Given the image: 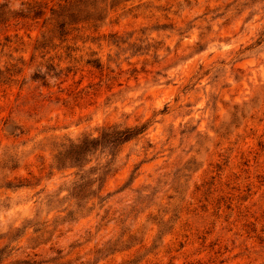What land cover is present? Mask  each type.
<instances>
[{"label": "clouds", "instance_id": "clouds-1", "mask_svg": "<svg viewBox=\"0 0 264 264\" xmlns=\"http://www.w3.org/2000/svg\"><path fill=\"white\" fill-rule=\"evenodd\" d=\"M5 83L0 264H264V0H0Z\"/></svg>", "mask_w": 264, "mask_h": 264}, {"label": "rangeland", "instance_id": "rangeland-1", "mask_svg": "<svg viewBox=\"0 0 264 264\" xmlns=\"http://www.w3.org/2000/svg\"><path fill=\"white\" fill-rule=\"evenodd\" d=\"M17 19L19 21L17 27H18L19 32L24 34L23 35L24 41L27 42V41L31 40L32 36H34V34H35V30L33 28L29 27V25H31L33 22L30 19L24 18V17H20ZM165 19L168 21V24H170L172 28H175V23L173 21L168 20V17H165ZM10 23L17 24V20H13ZM113 26L119 27V24L116 23ZM4 38L9 39V37L7 35H5ZM90 72L95 74V76L90 77L89 76ZM147 74H148L147 70H144V71H138V72L132 73L131 75L133 76V78L138 79L139 77L147 75ZM73 75L74 74L71 72L68 73V81L69 82H71ZM99 75H100L99 71L95 67L89 65L85 68V71L83 73L84 78L81 81V84H88L90 82V79L98 78ZM75 76H76V79L79 80L81 74L76 73ZM0 90L7 91L9 93L21 92V90L19 89L18 86L6 84V83L0 84ZM21 94H22V92H21ZM61 95H63V93H61ZM261 123H264V121H261ZM258 134L261 136H264V131L258 132ZM249 139H251V138H249ZM220 159H221V157L218 156L217 160H220ZM227 171H228V167L225 166L224 172L227 173ZM212 175H215V172H213ZM225 178H226L225 176L221 177V179H225ZM213 187H215V184L213 185ZM229 191H230L229 187L227 185H225L223 192L214 191L211 193V198L213 200H215L216 198H218L220 196H227ZM231 191L234 195L236 194L235 190H231ZM204 202L207 203V201H204ZM234 202L235 201H233V203ZM224 206H225V201L220 200L219 201V208H220L221 212L224 211ZM208 207H209V210H211L212 205L208 204ZM80 251H82V249H79V248L74 249L72 255L73 256L78 255V253ZM132 260H133V253H132L131 249L117 250V251L111 253L110 257L106 260L105 264H131ZM58 264H72V262H69L67 260H63L62 262H58Z\"/></svg>", "mask_w": 264, "mask_h": 264}]
</instances>
